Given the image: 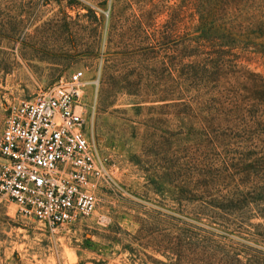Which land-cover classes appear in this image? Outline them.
I'll use <instances>...</instances> for the list:
<instances>
[{"label": "rangeland", "instance_id": "374dc122", "mask_svg": "<svg viewBox=\"0 0 264 264\" xmlns=\"http://www.w3.org/2000/svg\"><path fill=\"white\" fill-rule=\"evenodd\" d=\"M178 1L0 0V135L81 71L108 174L94 212L55 229L0 199V264H264V0H211L206 45L198 16L145 12Z\"/></svg>", "mask_w": 264, "mask_h": 264}, {"label": "built area", "instance_id": "2783aa9c", "mask_svg": "<svg viewBox=\"0 0 264 264\" xmlns=\"http://www.w3.org/2000/svg\"><path fill=\"white\" fill-rule=\"evenodd\" d=\"M83 73L12 106L0 135V199L51 229L96 209L107 169L84 135Z\"/></svg>", "mask_w": 264, "mask_h": 264}, {"label": "trees", "instance_id": "16d2710c", "mask_svg": "<svg viewBox=\"0 0 264 264\" xmlns=\"http://www.w3.org/2000/svg\"><path fill=\"white\" fill-rule=\"evenodd\" d=\"M153 2L145 5V12L151 16H178L181 18H185L188 16H198V18L201 20V23L196 28L195 40L196 42H198V44H210L212 36H208V31L211 29V26L210 24H207V20L216 13L215 5L213 2H211V0H179L175 3H164L160 6H158L159 2ZM104 4L105 3L103 2L99 5L104 6ZM111 8L112 6H110L109 9L110 15H112ZM87 11L88 13L95 15V11H93L92 9L88 8ZM97 22H100V19L97 20ZM238 255L239 254H233L230 256L223 250H220L215 251V253H212L208 257H198L196 262L197 264H224L226 261L231 260L236 262L237 264H242V261ZM185 258V254L178 253V259L180 261L184 260Z\"/></svg>", "mask_w": 264, "mask_h": 264}]
</instances>
